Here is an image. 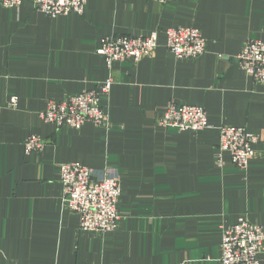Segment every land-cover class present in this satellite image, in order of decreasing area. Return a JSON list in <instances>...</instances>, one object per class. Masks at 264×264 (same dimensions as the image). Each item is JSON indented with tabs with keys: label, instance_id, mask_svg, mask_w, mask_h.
I'll list each match as a JSON object with an SVG mask.
<instances>
[{
	"label": "crops",
	"instance_id": "0c3cea01",
	"mask_svg": "<svg viewBox=\"0 0 264 264\" xmlns=\"http://www.w3.org/2000/svg\"><path fill=\"white\" fill-rule=\"evenodd\" d=\"M176 26L200 28L206 51L176 58ZM152 32L158 48L138 62L97 53L106 36ZM249 40L264 42V0H88L83 15L57 17L33 0L0 4V264H221L223 227L241 216L264 226V85L239 63ZM110 77L108 127L40 117L48 100ZM171 102L204 107L209 127L161 126ZM222 125L258 136L247 171L227 152L218 163ZM31 134L43 150L25 151ZM75 161L118 175L115 230H81L63 202L61 164Z\"/></svg>",
	"mask_w": 264,
	"mask_h": 264
},
{
	"label": "built area",
	"instance_id": "2783aa9c",
	"mask_svg": "<svg viewBox=\"0 0 264 264\" xmlns=\"http://www.w3.org/2000/svg\"><path fill=\"white\" fill-rule=\"evenodd\" d=\"M88 0H33L35 7L50 17L85 13ZM165 3L168 0H154ZM23 0H0L7 7H18ZM166 46L178 59L196 58L206 51V38L200 28L194 26L169 27L166 30ZM158 32L147 36L112 34L102 39L97 53L105 58L108 66L115 61L132 59L135 62L151 56L158 48ZM239 63L255 82L264 85V42L247 41L239 55ZM113 79L110 77L96 89L82 90L64 100H48L40 117L55 126L80 129L87 123L108 127L111 115L105 104ZM17 104V97L10 100ZM161 126H171L180 131H201L209 127L207 111L192 104L171 102L166 113L158 119ZM258 136L245 127L222 125L218 144V163L230 154L233 163L247 171L255 155L254 145ZM47 140L31 134L24 140L27 153L41 151ZM61 181L64 188L63 202L80 216V229L102 234L118 228L122 214L118 208L121 184L118 175L97 172L82 162L61 164ZM221 264H262L260 254L264 250V226L241 216L222 231ZM126 264V263H113Z\"/></svg>",
	"mask_w": 264,
	"mask_h": 264
}]
</instances>
